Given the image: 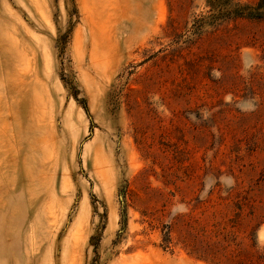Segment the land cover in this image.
<instances>
[{
	"label": "rangeland",
	"instance_id": "rangeland-1",
	"mask_svg": "<svg viewBox=\"0 0 264 264\" xmlns=\"http://www.w3.org/2000/svg\"><path fill=\"white\" fill-rule=\"evenodd\" d=\"M209 15L0 0V264H264V18Z\"/></svg>",
	"mask_w": 264,
	"mask_h": 264
},
{
	"label": "trees",
	"instance_id": "trees-1",
	"mask_svg": "<svg viewBox=\"0 0 264 264\" xmlns=\"http://www.w3.org/2000/svg\"><path fill=\"white\" fill-rule=\"evenodd\" d=\"M210 15L201 18L198 27L206 24H215L229 18H264V0H259L255 6L241 5L236 0H207Z\"/></svg>",
	"mask_w": 264,
	"mask_h": 264
},
{
	"label": "bare ground",
	"instance_id": "bare-ground-1",
	"mask_svg": "<svg viewBox=\"0 0 264 264\" xmlns=\"http://www.w3.org/2000/svg\"><path fill=\"white\" fill-rule=\"evenodd\" d=\"M23 73V72H22ZM26 88H28V87H26ZM28 174V173H27ZM26 175V174H25Z\"/></svg>",
	"mask_w": 264,
	"mask_h": 264
}]
</instances>
